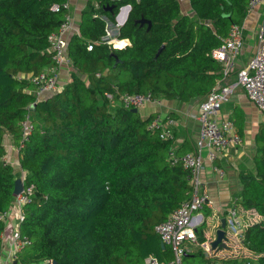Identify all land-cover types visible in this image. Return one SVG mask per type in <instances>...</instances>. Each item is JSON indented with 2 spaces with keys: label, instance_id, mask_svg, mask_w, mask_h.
I'll return each instance as SVG.
<instances>
[{
  "label": "trees",
  "instance_id": "16d2710c",
  "mask_svg": "<svg viewBox=\"0 0 264 264\" xmlns=\"http://www.w3.org/2000/svg\"><path fill=\"white\" fill-rule=\"evenodd\" d=\"M68 1L0 0V216L14 205L19 176L3 161L4 140L12 137L19 146L28 114L34 125L19 155L24 184L34 187L19 226L30 244L15 264H145L149 256L170 263L173 252L161 247L155 229L191 197L190 171L171 164L173 140L151 128L153 115L144 119L105 95L116 101L125 93L150 92L157 100L183 103L206 97L222 78L211 52L232 25L242 24L250 0H189L193 18L179 0H97V8L90 2L80 35L68 44L69 81L38 100L29 77L53 65L48 37ZM54 5L61 11L53 12ZM128 5L117 38L131 44L114 49L102 42L107 23L101 17L115 23L106 8L115 6L117 14ZM142 17L152 23L149 31L136 24ZM255 146L254 170L238 173L243 189L236 200L260 217L242 237L251 257L207 253L203 224L199 245L183 264H264V125ZM5 230L0 219V252Z\"/></svg>",
  "mask_w": 264,
  "mask_h": 264
},
{
  "label": "built area",
  "instance_id": "2783aa9c",
  "mask_svg": "<svg viewBox=\"0 0 264 264\" xmlns=\"http://www.w3.org/2000/svg\"><path fill=\"white\" fill-rule=\"evenodd\" d=\"M261 5H264V0H250L248 10L251 11ZM63 8L65 9V13L59 28L48 37L50 52L53 55V65L29 77L38 100L61 90L64 85L62 84V70L71 66L68 57V44L75 27V18L70 13L69 1ZM61 9L62 7L59 5L52 6L53 12L58 13ZM130 10L131 6L128 5L126 19L123 23L128 20ZM101 18L107 23L106 35L102 38V42L114 49H120L117 48L115 44L117 41H120L117 38L119 32L115 30L119 29V22H117L116 28L113 27L107 16H102ZM244 32V25H232L222 45L211 52V57L222 66V78L216 82V85L206 96V99L200 103L198 120L201 125V130L196 150L192 153L182 155L174 150L170 152V162L172 165H182L185 169L190 171V183L193 187V193L188 200L183 202L177 210L169 215L166 221L156 226L155 231L160 237L161 242L164 243L165 246H169L174 255L173 261L167 264H183L186 253L189 252L192 247L199 245L197 230L203 221L200 212L210 203V196L205 192L204 183L201 179L204 161L207 160L210 163H215L219 155L226 156L232 149L237 148L243 142L241 136L234 130L233 123L231 121L221 122L220 117L223 104L229 101L234 91V86L226 84V79L235 70L236 59L243 45ZM128 45L129 44H125L123 48ZM88 48L92 50L93 46L89 45ZM237 85H240L244 89L248 99L264 114V22L258 30V43L254 56L246 67L237 72L236 86ZM105 97L110 103L116 104L115 102H118L129 109L136 108L139 110L148 104H158V100L155 99L150 92L146 95L125 93L120 95L119 99L116 101L115 95L112 93H107ZM174 124L175 121L172 118L156 116L152 121L151 128L160 130L162 139L173 140L174 133L172 127ZM21 130L22 139L17 147L19 155L21 149L24 147V141L29 139L34 131V125L30 114H28L23 121ZM3 161L7 164H11L7 156L3 158ZM17 170L19 172L17 179L22 180L24 190L21 194L16 195L11 210L0 216V219L5 222L6 228L8 226L12 227V212L16 213L17 218V224L13 226L11 243L8 250L7 259L9 263H15L20 253L30 244L27 237L21 236L19 226L24 218L23 208L30 202L34 187L25 186V172L21 170L20 165ZM213 171L218 174L220 179H224L226 176V171L218 166H214ZM250 216L252 220L246 222L240 216L236 206H233L229 210L226 218L228 238L226 245L228 248L231 247L232 243L235 245L236 242L242 241L243 233L248 223L257 222L259 220V215L254 211H250ZM211 242L212 241L208 239L202 244L204 250L210 254L213 252ZM145 264L165 263H161L154 256H149L145 259Z\"/></svg>",
  "mask_w": 264,
  "mask_h": 264
},
{
  "label": "crops",
  "instance_id": "0c3cea01",
  "mask_svg": "<svg viewBox=\"0 0 264 264\" xmlns=\"http://www.w3.org/2000/svg\"><path fill=\"white\" fill-rule=\"evenodd\" d=\"M90 2L97 8V0H69L70 13L75 18V27L70 38L74 35H80L82 14L86 11ZM180 3L183 6L184 14H193L189 0H180ZM246 13L247 14L241 24L245 27L243 45L236 59L235 70L226 79V84L233 85L234 91L229 101L223 104L220 117L221 122L231 121L234 130L238 134L239 129L237 122H242L244 132L241 138L243 142L237 148L232 149L226 156L219 155L218 160L215 163H210L205 160L201 171L204 190L210 196L209 205L200 212L203 218L201 225L204 224V234L210 241H213L216 238V231L221 228L222 219L227 218L228 212L233 206H238L237 209L239 214L246 222L252 220L250 211L243 210L238 204H236L237 197L240 196L243 189L238 173L242 169L254 170L253 158L256 151L255 135L258 132L260 125H264V114L248 99L244 89L240 85L236 86V81L238 70L246 67L256 52L258 30L264 22V5L258 6L251 11L247 10ZM108 20L111 21L109 18ZM111 23L113 22L111 21ZM120 27L118 28L120 29ZM119 29H115L116 32H119ZM121 43L124 45L131 44L128 39L121 40ZM70 73L71 66L62 70V84L69 81ZM205 99L206 97L196 98L187 103L177 100L162 99L158 100V104L156 105H145L139 109V114L144 119H148L151 115H153V118L156 116L172 118L175 121V124L172 127L174 133L172 150L181 155L188 154L194 152L197 148L201 130V125L198 120L199 106ZM4 145L6 147V156L10 163L15 168H19L17 143H15L12 137L7 136L4 140ZM212 166H218L219 168L224 169L226 171L225 178L220 179L218 174L213 171ZM208 219L214 220V234H210L206 231ZM11 224L12 227L8 226L4 233V246L0 254V264H15L9 263L7 259L13 226L17 224L15 212H12L11 214ZM196 248V246L192 247V249ZM229 249L228 246L225 249H212V255L220 259H227L226 257L228 256H225V253H227Z\"/></svg>",
  "mask_w": 264,
  "mask_h": 264
},
{
  "label": "water",
  "instance_id": "95a60500",
  "mask_svg": "<svg viewBox=\"0 0 264 264\" xmlns=\"http://www.w3.org/2000/svg\"><path fill=\"white\" fill-rule=\"evenodd\" d=\"M124 8H128V6L121 7L117 14H115V12H114L115 6L107 7L106 11L112 13L115 16V20L117 22H119V17H120L121 12H122V10ZM130 12H131V10H130ZM130 12H129V14H130ZM128 18H129V16H128ZM126 22H127V20H126ZM125 23H122V24L119 23V25L122 27L123 25H125ZM136 24H140V26L147 25L148 26V28H147L148 31L152 27V23L150 21L146 20L143 17L141 19L137 20ZM163 49H164V46H162L159 49V51L157 53V56H159L162 53ZM131 111L133 113H139V110L136 109V108L131 109ZM23 190H24V185H23L22 180L21 179H17L16 182H15V190H14L15 196L21 194ZM226 224H227V221H226L225 218H223L222 221H221V228L216 231V238L211 242V247H212L213 250L221 249V248L225 249L227 247L226 243L228 241V238H227ZM161 247L163 249H166L165 244L162 243V242H161Z\"/></svg>",
  "mask_w": 264,
  "mask_h": 264
},
{
  "label": "rangeland",
  "instance_id": "374dc122",
  "mask_svg": "<svg viewBox=\"0 0 264 264\" xmlns=\"http://www.w3.org/2000/svg\"><path fill=\"white\" fill-rule=\"evenodd\" d=\"M191 17L193 18L194 14H191ZM117 24H118L117 21H115V23L114 22L112 23L113 26H116ZM117 47L120 48V46H117ZM213 224H214V220H211V219L207 220L206 231L210 234L215 233V228L213 227ZM225 256H228V257H226L227 259H234V258L246 259V258L251 257V253L242 244V241L241 242L238 241V242H236L235 245L233 243L231 244V247H230L229 251L227 253H225Z\"/></svg>",
  "mask_w": 264,
  "mask_h": 264
},
{
  "label": "bare ground",
  "instance_id": "6f19581e",
  "mask_svg": "<svg viewBox=\"0 0 264 264\" xmlns=\"http://www.w3.org/2000/svg\"><path fill=\"white\" fill-rule=\"evenodd\" d=\"M127 11H128V8L123 10L122 14L119 17V23H123L124 22V20L126 19ZM115 44H116V46H120V48L121 47L123 48L125 46L123 43H121V41H117ZM122 44H123V46H122Z\"/></svg>",
  "mask_w": 264,
  "mask_h": 264
}]
</instances>
